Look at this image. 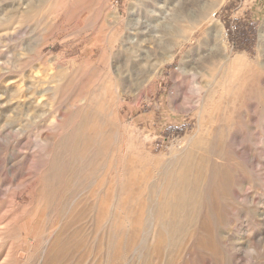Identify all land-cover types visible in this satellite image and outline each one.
<instances>
[{
    "label": "rangeland",
    "instance_id": "374dc122",
    "mask_svg": "<svg viewBox=\"0 0 264 264\" xmlns=\"http://www.w3.org/2000/svg\"><path fill=\"white\" fill-rule=\"evenodd\" d=\"M217 1L0 0V264H264V0Z\"/></svg>",
    "mask_w": 264,
    "mask_h": 264
},
{
    "label": "bare ground",
    "instance_id": "6f19581e",
    "mask_svg": "<svg viewBox=\"0 0 264 264\" xmlns=\"http://www.w3.org/2000/svg\"><path fill=\"white\" fill-rule=\"evenodd\" d=\"M224 0H219V2H218V4H217V6L216 7H219L221 4H222V2H223ZM215 10V9H214ZM203 19L202 20H198V23L197 24H195V25H193V26H191V29H190V31H191V33L194 31V30H197L199 27V25L200 24H202L203 22H205V21H210V20H212V18L210 17V15H208L207 17H205L204 18V16L202 17ZM197 22V21H196ZM217 25V24H216ZM221 31V28H220V30H219V39H218V44H217V48H218V52H219V57H220V59L221 60H223V61H225V62H227V61H229V58H228V52H227V47H226V44H225V40H224V36H223V33H222V31ZM190 33V32H189ZM191 33H190V35H189V37L187 38V40L188 39H190V37H191ZM261 34V33H260ZM260 38H261V36H260ZM178 43V42H177ZM181 43V42H180ZM180 43H179V45H180ZM216 48V49H217ZM173 57V54H170L169 55V60L171 59ZM204 142V141H203ZM191 147V146H190ZM208 147V146H207ZM180 150H182V149H180ZM192 150V149H191ZM200 150V149H199ZM210 150V149H209ZM207 151V150H206ZM202 153V152H201ZM185 158H193L192 160L193 161H195L194 159L195 158H203V156H201V155H199V153L198 152H196V151H191V153H188L187 154V156L185 157ZM183 160V159H182ZM175 164H176V162H175ZM180 164V163H179ZM178 164V165H179ZM179 167V166H178ZM177 167V168H178ZM181 167H182V169H183V164H181ZM189 167V169L191 168L190 166H188ZM206 167V166H205ZM179 170H181V169H179ZM176 171V170H175ZM177 175V174H176ZM191 175V174H190ZM180 177V176H179ZM184 177V176H183ZM195 177V176H194ZM197 178V177H196ZM191 179V178H190ZM188 180V179H187ZM180 182V181H179ZM187 182H189V181H187ZM186 182V183H187ZM196 183V182H195ZM180 185V184H179ZM177 188V187H176ZM193 189H195V188H193ZM178 191V190H177ZM180 197V196H179ZM184 197V196H183ZM179 208V207H178ZM186 220V219H185Z\"/></svg>",
    "mask_w": 264,
    "mask_h": 264
}]
</instances>
